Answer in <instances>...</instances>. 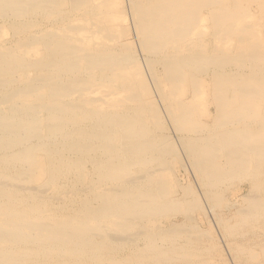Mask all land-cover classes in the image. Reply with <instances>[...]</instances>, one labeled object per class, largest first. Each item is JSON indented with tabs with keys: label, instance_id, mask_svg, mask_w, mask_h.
I'll use <instances>...</instances> for the list:
<instances>
[{
	"label": "bare ground",
	"instance_id": "6f19581e",
	"mask_svg": "<svg viewBox=\"0 0 264 264\" xmlns=\"http://www.w3.org/2000/svg\"><path fill=\"white\" fill-rule=\"evenodd\" d=\"M190 230L264 264V0H0V264H199Z\"/></svg>",
	"mask_w": 264,
	"mask_h": 264
},
{
	"label": "rangeland",
	"instance_id": "374dc122",
	"mask_svg": "<svg viewBox=\"0 0 264 264\" xmlns=\"http://www.w3.org/2000/svg\"><path fill=\"white\" fill-rule=\"evenodd\" d=\"M169 161H172V159L169 160ZM235 186L237 187V185H235V184H233L232 186H230L229 189H227L225 191L226 195L231 196V194H233L234 192H236V187ZM247 186L248 185H246V184L243 185V187H245V189L247 188ZM190 231H191L190 233L191 234H194L193 236L196 238L195 239V238L192 237L194 240L191 239L190 240V243L193 242L194 245H196L195 247H200L202 245L203 246H207V247L209 246V248L211 250L210 253H209V255H208L209 257L205 258L204 256H202L203 258L201 257L199 259V264H204V263H206L207 260H208L207 263H209V264H211V262L213 260L214 261H213L212 264H241V261L240 260H237L236 261V259H235V256L236 255L234 254V252L231 253V256L228 255V253L225 250L224 244L222 242H220L219 237H217V235H215V239H208L202 233L201 234H198L199 235L198 236L197 234H195L197 232L194 233V231H192V230H190ZM186 233H188V232H186ZM215 248H217V249H215Z\"/></svg>",
	"mask_w": 264,
	"mask_h": 264
}]
</instances>
